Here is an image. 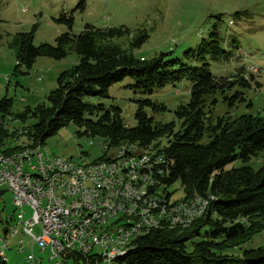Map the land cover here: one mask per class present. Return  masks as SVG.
Returning a JSON list of instances; mask_svg holds the SVG:
<instances>
[{
    "label": "trees",
    "instance_id": "trees-1",
    "mask_svg": "<svg viewBox=\"0 0 264 264\" xmlns=\"http://www.w3.org/2000/svg\"><path fill=\"white\" fill-rule=\"evenodd\" d=\"M79 5L83 6L82 1ZM241 13L245 11L234 14ZM58 20L71 29V14L62 13ZM33 33L34 28L12 36L15 70L21 65L26 69L22 72L27 71L39 56L61 59L69 49L75 52L78 61L59 74L57 86L46 96L47 104L42 102L15 114L21 121L33 119L27 126L26 140L44 145L47 137L72 122L79 128L78 135L99 136L111 148L126 143L142 153L163 152L168 175L166 182L162 180L165 193H168L166 187L177 181L184 193L181 198L213 196L206 213L190 226L154 229L138 235L130 241L134 246L115 261L123 264H264V244L247 245L264 230V164L257 169L247 164L225 169L233 160L246 162L264 149V115L232 116L227 112L213 115L210 107L217 102L216 93L229 105L243 102L241 91L235 90L229 95L228 92L237 85L249 87L253 80L252 76L244 75L243 68L230 77L217 78L210 73L207 56L213 60L229 58L228 52L219 45L216 29L196 49L184 52L187 57L200 61L199 66L167 58L163 52L150 58L135 56L132 49L139 47L148 34L138 30L129 41L127 51L112 41L130 34L123 25L86 24L79 33L62 32L53 43L38 45L32 43ZM125 76L131 77V86L143 94L187 79L191 82L189 99L175 108L174 117L167 122L155 121L138 107L134 126L124 122L117 107L105 109L100 103L84 99L92 95L107 96L109 86ZM144 102L152 103L149 99ZM11 103L10 98L2 97L0 114L11 113ZM154 106L166 109L164 103ZM9 137L17 136L8 134L0 125V152H10L25 140L10 148L5 143ZM2 257L0 264H7ZM72 258L77 264L87 262L79 255Z\"/></svg>",
    "mask_w": 264,
    "mask_h": 264
},
{
    "label": "rangeland",
    "instance_id": "rangeland-1",
    "mask_svg": "<svg viewBox=\"0 0 264 264\" xmlns=\"http://www.w3.org/2000/svg\"><path fill=\"white\" fill-rule=\"evenodd\" d=\"M81 1L83 6L79 5ZM241 10L245 13L237 16L234 14ZM62 13L72 15L71 29L58 20ZM86 24L96 27L126 26L130 34L112 41L127 51L129 41L137 31L145 30L147 38L139 47L132 49L135 56L150 58L163 52L167 58H177L189 66H199L201 62L187 57L184 52L196 49L201 40H208L209 33L216 29L219 45L228 52L229 58L213 60L207 56L210 73L217 78L230 77L243 68L244 75L252 76L253 80L249 87L237 85L228 92L229 95L235 90L241 91L245 99L243 102L229 105L222 100L220 93H216L214 97L217 102L210 107L213 115H223L226 112L232 116L264 115V0H0V99L7 97L12 100L11 113L0 114V125L8 134L17 136L5 141L10 148L25 139L27 126L33 122L31 117L21 121L15 114L22 113L27 107L34 108L42 102L47 104L46 96L57 86L59 74L78 61V56L69 49L61 59L39 56L27 71L22 72L26 69L21 65L15 70V49L10 45L12 36L34 28V45L53 43L58 34L66 31L79 33ZM132 83V78L125 76L109 86L107 96L92 95L85 96L84 99L100 103L105 109L117 107L124 122L128 126H134L138 107L155 121L167 122L174 117L175 108L187 102L190 95L191 82L187 79L155 88L151 94L138 92L131 86ZM146 99L152 103L144 102ZM157 103H164L166 109H158L154 106ZM77 129L76 124L69 122L54 135L47 137L44 147L48 153L51 156L69 157L78 164L85 160L107 158L103 155H115L117 148L108 147V150L105 147L108 143H103V138L78 135ZM26 141L25 139L24 142ZM242 164L259 168L264 164V149L246 162L233 160L225 169ZM166 191L173 192L172 201L184 196L177 181L166 187ZM24 209L28 217L29 208ZM15 212L11 192L7 185L0 184V237L4 232L5 220ZM40 232L41 227L34 226L33 233ZM18 238L19 236L9 239L10 249L5 250L7 264H32L26 260V255L30 253L34 256L33 264H56L59 260H51L47 249L32 247L31 238L25 235L22 236L24 251L15 252L13 247ZM263 244L264 230L257 233L247 245L253 247ZM112 261L99 260L94 264H123ZM65 264L73 263L71 259H67Z\"/></svg>",
    "mask_w": 264,
    "mask_h": 264
},
{
    "label": "built area",
    "instance_id": "built-area-1",
    "mask_svg": "<svg viewBox=\"0 0 264 264\" xmlns=\"http://www.w3.org/2000/svg\"><path fill=\"white\" fill-rule=\"evenodd\" d=\"M109 167H100L99 161L85 160V164L74 165L69 171H62L61 159L69 157L58 156V163H51V158H43L39 152L22 147H15L10 152H0V184L7 185L16 206V212L11 214L0 237L2 250L10 249L9 239L19 236L13 247L15 252H23V238H31L32 247L49 250L50 259H59L56 264H65L67 259L75 261L72 255H79L87 262L93 260H116V254L134 243L125 241V234L143 235L154 229H167L175 225L190 226L207 211L209 201L206 196L190 197V205L172 201V193H158V197L170 200V207L145 204V199L136 197V202H124L125 212L113 210L106 205H85L76 200V192L88 191L90 184L111 186L118 192L119 175L127 177L134 174L158 173L159 180L166 182V159L163 152L153 154L142 151H124L116 156H106ZM69 161H71L69 159ZM33 164V172H23L22 164ZM103 171L111 172V179L103 178ZM60 173H67L68 182L64 189L70 196V203L57 206L52 203L55 196L53 181H60ZM28 176H35L34 189H26ZM73 203H80V210H73ZM129 204H141L142 212L151 213V221L142 219L140 215L128 212ZM24 207L29 208L26 216ZM39 225L41 232L33 233L34 226ZM31 247V248H32ZM26 260L33 264L32 253L26 255ZM86 262V264H87Z\"/></svg>",
    "mask_w": 264,
    "mask_h": 264
},
{
    "label": "bare ground",
    "instance_id": "bare-ground-1",
    "mask_svg": "<svg viewBox=\"0 0 264 264\" xmlns=\"http://www.w3.org/2000/svg\"><path fill=\"white\" fill-rule=\"evenodd\" d=\"M30 140V139H29ZM22 143L20 147L31 149L32 151L39 152L43 158H51V163H58V156L50 155L48 150L44 147V145L39 144L34 141H29ZM109 150V146H105ZM105 148V151L107 150ZM117 148L114 156L120 153V150L124 151H135L133 145L130 144H120L115 146ZM114 148V149H115ZM114 154V153H113ZM153 154V153H146ZM105 158V157H104ZM71 160V159H70ZM99 161L100 167H109V159H96ZM72 162L74 165H82L85 164L75 163L74 161H69V159H61V168L62 171H69L72 169ZM23 172H33V164L23 163L22 164ZM104 179H111L110 171H103ZM68 182L67 173H60V181H53V189L55 190V196H52V203H55L57 206H64V203H70V196L67 194V191L64 189V183ZM119 183L123 185V187L118 188V192L114 190L111 186H101L100 190L97 188V184H90V193L88 191H78L76 192V200L84 203L85 205H106L111 206L113 210H117L118 212H125L124 203H120V201L124 202H136V197H140L145 199V204H155L156 206L161 207H170V200H165L163 197H158V193L152 191L151 189L158 190L160 193H165L163 188H165V184L162 180H159L158 173L156 172H148L147 174H134L133 176L127 177L126 175H119ZM35 185V176H28V180H26V189H34ZM213 196H208L207 200H211ZM174 202H182L183 205H190V198L184 199L181 198L179 200H175ZM73 210H80V203H73ZM128 212L133 213V215H140L142 212L141 204H129ZM142 219L144 221H151V213L142 212ZM4 228V227H3ZM170 229L173 228H184L183 225H175L172 227H167ZM149 232H144L147 234ZM138 236L136 233L125 234V241L130 242L131 239ZM131 247H126L121 250V253L116 254V258L126 253ZM4 251V257H2ZM0 257L6 260L5 250H2L0 247ZM112 261V260H110ZM115 261V260H114Z\"/></svg>",
    "mask_w": 264,
    "mask_h": 264
}]
</instances>
